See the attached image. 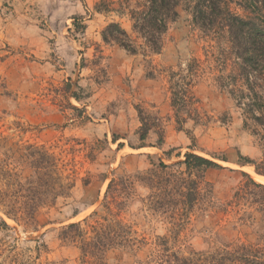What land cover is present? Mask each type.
Returning <instances> with one entry per match:
<instances>
[{"label": "rangeland", "instance_id": "obj_1", "mask_svg": "<svg viewBox=\"0 0 264 264\" xmlns=\"http://www.w3.org/2000/svg\"><path fill=\"white\" fill-rule=\"evenodd\" d=\"M99 1L0 0V164L31 162L33 147L49 155L57 181L73 184L54 206L39 209L37 232H25L6 218L17 228L0 231V242L17 248L0 258V264H26L25 256L14 262L13 254L29 255L31 250L35 257L33 239L38 238L46 246L40 264H82L81 251L62 240V228L94 212L105 217L102 204L113 173L133 175L161 162L171 165L184 160L187 152L221 167L204 172L213 186L214 206L195 210L177 247L189 254L213 251L238 239H256L257 234L238 226L236 210L229 203L235 191L249 182L247 176L259 182L255 175L256 166L264 165V127L229 93L242 83L231 82L234 86H230L221 79L235 70L234 59L227 62L223 53L227 43L204 36L193 24L190 6L184 1L164 36L161 54L132 55L103 41L102 30L119 19L97 13ZM238 1L233 0L232 9L243 15ZM75 18L86 26L84 32L76 31ZM194 58L202 63L193 88L199 116L186 123V131H179L167 75L171 68L178 71ZM78 75L90 96L80 102L65 98L63 92L68 79L76 80ZM258 87L263 111L255 106V113L264 120V79ZM72 106L86 110L89 119H76L80 113ZM138 109L161 118L162 145L153 131L145 142L140 140ZM28 163L25 176L31 173ZM150 194L143 185L138 186L137 196L122 212L139 239L148 243L137 252L115 248L107 253L106 264L143 262L153 252L156 237L168 234L169 226L146 208ZM1 216L5 217L0 211Z\"/></svg>", "mask_w": 264, "mask_h": 264}, {"label": "trees", "instance_id": "obj_2", "mask_svg": "<svg viewBox=\"0 0 264 264\" xmlns=\"http://www.w3.org/2000/svg\"><path fill=\"white\" fill-rule=\"evenodd\" d=\"M184 1L190 6L193 24L204 36L227 43L223 53L227 62L230 57L234 59L235 70L228 76H221V79L230 86H234L231 82L242 83L240 88L235 86L229 93L241 106H247L248 109L243 110H247L258 125L264 127V120L255 113V106L263 111V103H260L263 101L258 99L260 95L256 90L259 81L264 79V0H239L237 5L243 15L232 9L233 0H101L96 4L95 11L119 19L112 20L102 30V39L132 55H160L164 36L177 19L178 8ZM77 21L75 18L76 31L84 32L86 26ZM201 67L202 63L194 58L184 68L178 71L171 68L168 72L171 106L179 131H186V123L199 116L193 88L195 79L202 72ZM80 80V75L76 80L68 79L63 88L65 98L80 102L90 97L80 85ZM72 109L80 113L76 119H89L84 115L86 110L74 106ZM137 111L141 121L140 140L145 142L153 131L160 138L159 145H162L164 126L161 118L151 117L142 109ZM118 141L119 138L114 139V143ZM144 147L146 144L140 148ZM121 148L122 144H119L118 149ZM31 150V162H25L31 167L27 176L24 175L25 163L0 164V211L5 216L0 217V231L9 232L17 228L10 225L8 219L23 227L25 232H37L39 222L36 214L39 209L54 206L57 199L69 194L73 187L72 183L57 181L53 174L55 165L49 166L46 152L33 147ZM220 167L212 160L187 152L184 160L171 165L161 162L154 169L138 171L133 175L116 176L113 173L102 204L106 210L105 217L94 212L82 221L70 223L62 228L61 238L72 242L81 251L82 264H106L107 253L115 248L140 251L148 242L145 238L139 239L134 225L123 218L122 212L137 196V187L143 185L151 192L146 198L147 210L161 223L167 224L169 229L168 234L156 237L153 252L147 260L138 264H264V184L250 176H247L249 182L235 191L229 204L236 210L238 226L243 231L257 234L256 239H238L213 251H193L189 254H184L177 247L195 210L214 206L213 186L204 172ZM256 173L263 177L264 165L256 166ZM33 240L37 243L34 249L36 256L32 257L31 250H28L29 255L14 252V262L23 255L26 264H40L38 261L46 246L39 238ZM12 245L4 240L0 242V258L6 253H13L11 250L17 245Z\"/></svg>", "mask_w": 264, "mask_h": 264}, {"label": "bare ground", "instance_id": "obj_3", "mask_svg": "<svg viewBox=\"0 0 264 264\" xmlns=\"http://www.w3.org/2000/svg\"><path fill=\"white\" fill-rule=\"evenodd\" d=\"M255 176H256V179L259 180V182L264 183V177L259 176V175H255Z\"/></svg>", "mask_w": 264, "mask_h": 264}]
</instances>
